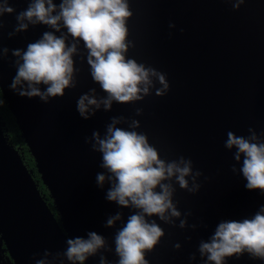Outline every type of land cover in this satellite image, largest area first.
I'll list each match as a JSON object with an SVG mask.
<instances>
[{
    "label": "water",
    "instance_id": "1",
    "mask_svg": "<svg viewBox=\"0 0 264 264\" xmlns=\"http://www.w3.org/2000/svg\"><path fill=\"white\" fill-rule=\"evenodd\" d=\"M28 2L12 0L11 6L19 13ZM130 7L134 15L128 21L129 40L135 47L127 55L166 74L170 89L165 96L155 95L153 89L143 101L114 103L112 111L100 110L85 120L77 111L79 96L91 88L105 95L93 82L86 60L75 57L77 87L49 103L10 90L16 58L10 51L0 61L1 92L60 217L49 207L0 123V239L13 264H35L46 250L63 252L68 238H87L89 231L103 235L114 249V236L122 225L106 228V219L122 211L126 222L133 210L106 199L110 185L101 189L96 182L97 173L104 171L101 154L85 142L93 131L103 135L113 116L138 119L137 131L147 134L163 159L190 158L193 170L203 173L195 194L175 185L178 209L193 213L187 217L188 228H179V220L173 227L153 217L165 236L146 253L149 264H205L198 245L218 223L250 218L264 206V193L248 190L242 174L231 171L233 164L237 168L240 164L233 158L234 150L225 147L228 131L238 136H247L250 127L264 131V0H246L239 10L228 0H130ZM3 21L0 42L10 50H26L49 30L30 26L10 39L15 13L6 14ZM170 23L176 28L170 29ZM136 108L143 109L142 116L135 115ZM194 223L201 226L193 230ZM176 243L182 245L180 250L173 247ZM103 254L113 264L118 259L114 251ZM192 254L195 261L189 259ZM64 264L70 262L65 259ZM86 264H99V255ZM227 264L264 261L245 254Z\"/></svg>",
    "mask_w": 264,
    "mask_h": 264
},
{
    "label": "clouds",
    "instance_id": "2",
    "mask_svg": "<svg viewBox=\"0 0 264 264\" xmlns=\"http://www.w3.org/2000/svg\"><path fill=\"white\" fill-rule=\"evenodd\" d=\"M11 2L0 0V37L6 14L15 13L16 19L14 29L8 32L10 39L27 32L30 26L44 25L49 29L29 43L26 50H10L0 42V61L10 51L16 58V74L9 88L18 96L38 97L44 103L64 97L67 89L77 87L78 56L81 62L86 60L93 82L105 93L99 96L97 89L91 88L79 96L77 111L85 120L100 110L112 111L114 103L143 101L153 89L161 97L169 91L165 73L127 55L135 47L129 40L128 21L134 15L130 0H29L28 7L19 13ZM228 2L239 10L246 0ZM169 28L175 29L176 25L170 23ZM135 115L142 116L143 109L136 108ZM123 124L127 128L120 127ZM140 127L138 119L113 116L103 135L97 130L85 138L91 150L101 154L100 167L104 171L96 175L97 186L103 189L105 184L110 185L106 199L133 210L126 222L122 211L106 219V228H115L118 222L122 225L115 233L114 249L103 235L89 231L87 238H68L63 252L53 254L46 250L35 264H64L65 259L70 264H86L97 255L99 264H113L103 254L113 251L118 257L114 264H149L146 253L156 249L165 236L153 217L173 227L177 220L179 228L189 227L187 217L193 213L178 209L175 185L195 194L201 188L198 181L203 173L193 170L190 158L163 159L147 134L137 131ZM248 133L238 136L227 132L225 147L234 150L233 158L240 164L239 168L233 164L231 171L242 174L248 190L264 193V131L257 133L250 127ZM200 226L194 223L190 227L196 230ZM173 247L180 250L182 245L176 243ZM197 251L205 264H227L230 258L239 259L245 254L264 261V206L250 218L218 223L213 234L199 242ZM189 259L195 261L196 255Z\"/></svg>",
    "mask_w": 264,
    "mask_h": 264
},
{
    "label": "trees",
    "instance_id": "3",
    "mask_svg": "<svg viewBox=\"0 0 264 264\" xmlns=\"http://www.w3.org/2000/svg\"><path fill=\"white\" fill-rule=\"evenodd\" d=\"M0 123L2 124V128L4 130L5 136L7 137L8 142L15 147L20 154L22 155L23 161L26 164L27 168L32 172L33 177L38 183V187L45 197L49 207H51L57 219H59V214L56 211L53 199L50 197L49 191L47 187L43 184L40 174L37 170L35 160L31 155L28 146L22 136L21 130L16 123V119L12 112L10 111L6 100L3 97V94L0 89Z\"/></svg>",
    "mask_w": 264,
    "mask_h": 264
},
{
    "label": "rangeland",
    "instance_id": "4",
    "mask_svg": "<svg viewBox=\"0 0 264 264\" xmlns=\"http://www.w3.org/2000/svg\"><path fill=\"white\" fill-rule=\"evenodd\" d=\"M7 257L8 256L4 252V248L1 244V239H0V261H1V264H13L12 261H10V259H8Z\"/></svg>",
    "mask_w": 264,
    "mask_h": 264
},
{
    "label": "flooded vegetation",
    "instance_id": "5",
    "mask_svg": "<svg viewBox=\"0 0 264 264\" xmlns=\"http://www.w3.org/2000/svg\"><path fill=\"white\" fill-rule=\"evenodd\" d=\"M1 244H2V246H3V248H4V252H5V254H6L7 256H9V254H8V252H7V250H6V246H5L4 242H2ZM7 258L9 259V257H7ZM0 264H1V261H0Z\"/></svg>",
    "mask_w": 264,
    "mask_h": 264
}]
</instances>
